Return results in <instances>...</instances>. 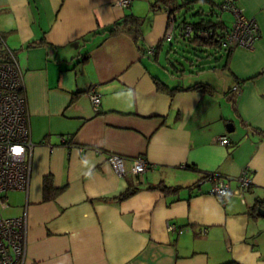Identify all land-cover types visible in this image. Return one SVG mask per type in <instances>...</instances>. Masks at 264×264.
I'll return each mask as SVG.
<instances>
[{"label":"crops","instance_id":"0c3cea01","mask_svg":"<svg viewBox=\"0 0 264 264\" xmlns=\"http://www.w3.org/2000/svg\"><path fill=\"white\" fill-rule=\"evenodd\" d=\"M116 1L0 0L2 48L23 76L33 143L27 189L2 194L4 217H26L23 264H264V0H237L258 24L254 47L206 63L195 70L209 72L188 82L174 46L161 62L167 40L154 56L131 31L102 35L132 14L145 47L164 38L167 13L153 0ZM108 153L125 157L124 175ZM137 157L151 165L141 174L130 170ZM245 169L252 183L241 196ZM205 172L230 177L232 194L220 200L210 182L197 187ZM45 177L57 189L50 200Z\"/></svg>","mask_w":264,"mask_h":264},{"label":"built area","instance_id":"2783aa9c","mask_svg":"<svg viewBox=\"0 0 264 264\" xmlns=\"http://www.w3.org/2000/svg\"><path fill=\"white\" fill-rule=\"evenodd\" d=\"M129 0H117L120 6L128 5ZM224 11L232 16L230 28L224 35L222 47L252 49L260 37L258 24L253 18L247 17L237 0H223ZM173 25L169 24L164 37L172 38ZM3 41L0 39V47ZM10 60L0 61V264H23L26 248L27 221L25 216L4 217L2 210L7 207V199L2 196L8 190H26L29 183L31 163L28 153L33 147L30 139L28 116L25 101L21 95L23 89V76L11 50H7ZM146 54L154 53V49L147 48ZM238 89L233 86V90ZM88 97L95 110L98 109L100 96L94 88L88 91ZM61 140H66L62 137ZM218 143H229L226 135L217 137ZM18 149L19 151H14ZM107 160L118 175L127 172L124 156L108 153ZM151 167L148 161L137 157L131 162V172L141 174ZM211 186L209 193L218 199L224 200L232 194L229 186L230 177L223 178L217 174H209ZM201 180L199 183L203 182ZM239 195L249 188L252 183L248 169L241 172L237 178ZM168 231L182 232V229L173 223L167 225Z\"/></svg>","mask_w":264,"mask_h":264},{"label":"trees","instance_id":"16d2710c","mask_svg":"<svg viewBox=\"0 0 264 264\" xmlns=\"http://www.w3.org/2000/svg\"><path fill=\"white\" fill-rule=\"evenodd\" d=\"M191 3H200L205 4L208 3L210 5V9L208 11H202L201 7L197 11V15H199V19L197 21H187L184 16L179 18V14L182 11H188L191 8ZM223 0L219 3L215 2L214 0H153L151 3V9H163L167 13V26L169 24L173 25L172 31V38L174 40L183 41L185 46H189L190 49L194 52H189L190 58L185 57V59L189 60L191 66H198L197 70L203 69V65L206 63H212L218 61L220 58L225 57L227 58L233 49L231 48H224L222 47V42L224 40V35L226 31L230 28V25L227 24L221 19L220 13L226 12L222 7ZM218 9L220 13H216L215 9ZM228 13V12H227ZM208 14L213 15L215 14L218 19L213 20L207 16ZM167 28V27H166ZM102 35L104 36H112L121 31L123 32H132L135 36L137 41H140L139 47L141 51H146L147 47L144 45V41L141 39L142 31L140 29V21L138 18L134 17L132 14H127L123 18L117 20L112 25L107 26L105 29L102 30ZM166 39L165 37L159 41L155 46L152 48L154 49V56L157 53L158 49L160 48L163 40L173 41V39ZM222 51V55L216 56V53ZM14 54V52L12 51ZM15 56V55H14ZM194 57V58H193ZM212 57L210 60L209 58ZM193 58V59H192ZM10 60V55L5 48L0 47V61H8ZM200 65V66H199ZM208 84L203 83H195L194 89H202L206 90ZM191 86L190 88H192ZM172 90H176L172 89ZM209 174H217L216 172H205L204 175L201 177L200 180L196 182V186L199 187L204 182H210L211 178ZM201 180L203 182L199 183ZM153 188H159L163 192H171L177 191L180 187H172L166 184H160ZM60 190V189H58ZM136 189L129 188L125 192L121 193L118 198L125 199L132 195ZM50 192H53L52 194ZM57 195V189H54L51 184V178L45 177L44 178V199L50 200L53 199ZM225 264H236L235 262H227Z\"/></svg>","mask_w":264,"mask_h":264},{"label":"rangeland","instance_id":"374dc122","mask_svg":"<svg viewBox=\"0 0 264 264\" xmlns=\"http://www.w3.org/2000/svg\"><path fill=\"white\" fill-rule=\"evenodd\" d=\"M178 1L180 2V0H178ZM214 1L217 2V3H219L221 0H214ZM200 7L202 8L201 9L202 11H208L210 9V5L208 3H205V4L191 3V8L188 11H182L179 14V18H181L182 16H184V18L187 21H192V22L197 21L199 19V15H197V11L199 10ZM215 12L216 13H218V12L220 13V11L217 8L215 9ZM219 15H220L221 19L227 24V26H229L231 24V22H232V16L229 13H227V12H221ZM205 17H208V18L213 19V20L218 19V17L215 14H213V15L208 14ZM172 46H174L175 48L173 50H171L170 52L173 53V54H176L177 57H180V55H181L183 57L190 58V55H188V53L189 52L194 53L190 49L189 46H187V45L185 46V44H184L183 41H179V42H173V41H171V42H168V40H167V43L164 44V46L162 47V49L159 52V56L162 58L161 59V62L162 63H165V55L168 52V50L171 49ZM182 64H183V66L185 67V69L187 71L185 73V75L182 77V78H184V81L185 82L190 81V80H187L188 78H191L192 81H195L196 80L195 79V76L197 74H200V72H209L208 70H206V71H196L195 69H198V66H191V65H189V60H187V59H183ZM206 65L207 64H205L203 66H206ZM171 69H172V67H171ZM190 73H192V74H190ZM200 76H203V75L200 74ZM211 77H212L211 79H214L215 78L214 75H212ZM180 80H182V79H180ZM2 215L3 216H6L7 215V212L5 210L2 211Z\"/></svg>","mask_w":264,"mask_h":264},{"label":"water","instance_id":"95a60500","mask_svg":"<svg viewBox=\"0 0 264 264\" xmlns=\"http://www.w3.org/2000/svg\"><path fill=\"white\" fill-rule=\"evenodd\" d=\"M259 212H260V215L264 216V210L259 211Z\"/></svg>","mask_w":264,"mask_h":264},{"label":"clouds","instance_id":"9594fccd","mask_svg":"<svg viewBox=\"0 0 264 264\" xmlns=\"http://www.w3.org/2000/svg\"><path fill=\"white\" fill-rule=\"evenodd\" d=\"M14 151H19L18 149H14Z\"/></svg>","mask_w":264,"mask_h":264}]
</instances>
